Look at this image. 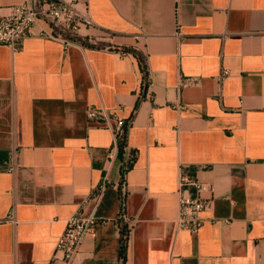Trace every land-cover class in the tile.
<instances>
[{
    "label": "crops",
    "instance_id": "crops-1",
    "mask_svg": "<svg viewBox=\"0 0 264 264\" xmlns=\"http://www.w3.org/2000/svg\"><path fill=\"white\" fill-rule=\"evenodd\" d=\"M89 11L83 44L40 35L43 22L16 49L0 43V264H65L57 238L104 180L71 264H264V0H89ZM89 104L128 120L123 158L136 159L123 181ZM182 165L214 185L195 232L177 222Z\"/></svg>",
    "mask_w": 264,
    "mask_h": 264
},
{
    "label": "built area",
    "instance_id": "built-area-1",
    "mask_svg": "<svg viewBox=\"0 0 264 264\" xmlns=\"http://www.w3.org/2000/svg\"><path fill=\"white\" fill-rule=\"evenodd\" d=\"M38 22H43L40 35L47 38L61 39L66 46L74 43L83 44L80 38L82 26L95 25L90 11L89 0H24L22 3L11 6L7 12H0V43L16 49L23 40L30 35L31 27ZM142 87L148 83L146 68ZM229 73L224 69L221 73L223 79ZM183 84H189L192 78H184ZM142 88V94H143ZM179 110H185V104H177ZM87 118L110 128L114 135V142L109 151L108 158L113 161L117 158L119 142L127 134L128 120L120 116L116 111H111L105 106L89 104L86 108ZM16 150L11 154V170L16 168ZM136 151L129 154L120 161L121 171H127L129 164L135 162ZM126 174V173H125ZM105 178H107L105 176ZM107 185L104 180L97 186L91 195L94 202L93 209L86 213L79 210L66 220L64 231L56 241L57 253L65 264H71L78 254L84 237L92 230L98 221L96 209L100 203L102 194ZM214 185L212 182L200 179L196 168L190 165H182L178 177V226L182 229L197 231L203 224L201 212L210 209L213 205ZM125 217L123 211L120 212ZM126 218V217H125ZM7 221L16 222L14 212L11 211L6 218ZM128 223V222H127ZM130 230V224L127 226Z\"/></svg>",
    "mask_w": 264,
    "mask_h": 264
},
{
    "label": "trees",
    "instance_id": "trees-1",
    "mask_svg": "<svg viewBox=\"0 0 264 264\" xmlns=\"http://www.w3.org/2000/svg\"><path fill=\"white\" fill-rule=\"evenodd\" d=\"M127 128H128V126H127ZM125 145H126V136L122 140H120V142H119L118 154H119V156L122 159H123V152H124ZM133 151H135V150H133ZM135 159H136V156H135ZM133 164H134L133 162H131L129 164V167H128L127 171L133 166ZM127 171H125L124 169H122V181L124 180L125 173ZM119 189H120V199H121V211H123V209L125 207V196H126V194L122 191L121 185H120V188ZM127 229H128L127 226H122L121 227V247H120V255L123 257V259H125V257H126V249H127L128 238H129V231Z\"/></svg>",
    "mask_w": 264,
    "mask_h": 264
}]
</instances>
